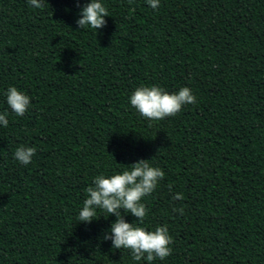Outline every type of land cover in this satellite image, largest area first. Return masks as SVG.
<instances>
[{
    "label": "trees",
    "instance_id": "obj_1",
    "mask_svg": "<svg viewBox=\"0 0 264 264\" xmlns=\"http://www.w3.org/2000/svg\"><path fill=\"white\" fill-rule=\"evenodd\" d=\"M100 2L97 31L77 24L91 0H0V264H264V0ZM153 85L197 103L148 120L130 96ZM13 86L31 98L22 117ZM20 146L36 149L27 166ZM141 159L165 176L144 223L124 218L167 225L163 261L104 240L114 215L78 219L97 175Z\"/></svg>",
    "mask_w": 264,
    "mask_h": 264
},
{
    "label": "clouds",
    "instance_id": "obj_2",
    "mask_svg": "<svg viewBox=\"0 0 264 264\" xmlns=\"http://www.w3.org/2000/svg\"><path fill=\"white\" fill-rule=\"evenodd\" d=\"M28 3L30 7L37 9L45 7V0H28ZM147 3L154 10H158L160 6V0H147ZM80 16L77 24L81 30L90 28L99 31L106 26L105 17L109 16V12L100 0H91V3L82 8ZM6 98L8 106L16 116H24L31 107V98L14 86L7 90ZM196 103L197 99L188 87L181 88L178 93H168L156 85L142 86L130 96L131 106L142 117L151 121L174 117L185 105ZM7 115L6 112L0 113V125L5 128L9 124ZM35 155V148L25 146L18 147L14 153L15 159L25 166L32 162ZM149 161L141 159L129 165L122 173L110 177L97 175L93 185L85 189L87 199L79 211L78 219L79 223L90 224L97 219L98 210L107 213V217L116 216V221L103 239L111 240L114 249L130 250L135 261L146 259L152 262L157 258L163 261L170 256L174 241L167 225L159 226L154 231L136 226L137 222L144 223L149 211L142 201L156 191L165 176L163 169L152 166ZM182 199V194L173 196V200ZM173 211L183 213L184 209L174 208ZM125 213L138 218L137 222H127Z\"/></svg>",
    "mask_w": 264,
    "mask_h": 264
}]
</instances>
